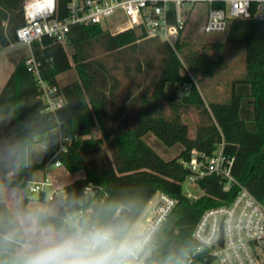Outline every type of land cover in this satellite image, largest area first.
Segmentation results:
<instances>
[{
  "label": "trees",
  "instance_id": "16d2710c",
  "mask_svg": "<svg viewBox=\"0 0 264 264\" xmlns=\"http://www.w3.org/2000/svg\"><path fill=\"white\" fill-rule=\"evenodd\" d=\"M24 1L0 0V48L16 43ZM66 2L57 0L61 16ZM225 44L242 48L244 73L231 82L227 100L205 105L192 80L181 75L184 68L175 49L156 39H144L134 30L112 34L101 26H75L64 44L47 38L32 43L29 58L37 74L26 66L27 59L15 64L0 91V135L24 134L23 124L31 116L44 152L40 163L30 159L21 172L8 178L10 188L22 191L26 203L33 174L58 161L68 174L82 173L63 186V197H81L84 188L91 186L88 202L122 200L143 210L161 192L175 200V206L153 238L152 259L160 261L182 252L185 263L211 264L209 250L197 251L193 231L203 212L221 205L226 195L210 176L197 183L200 194L196 199L185 196L181 184L188 170L182 162L191 151L210 155L223 143L224 153L234 159L233 178L264 205V19L230 21ZM175 46L180 49L179 41ZM66 47L72 49L70 57ZM96 47L105 52L128 48L143 54L154 49L159 54L156 62L146 59L143 67L142 60L134 63L129 58L126 61L131 64L127 62L124 72L130 83L153 69L158 73L138 93L120 97L121 81L94 58ZM72 68L77 80L59 86L57 76ZM41 84L55 88L52 96L61 98L53 111L41 98ZM183 84L187 90L179 95ZM191 107L201 116L193 138L182 119ZM94 129L98 136H92ZM148 134L166 148L180 146L177 156L163 159L144 141ZM64 138L68 141L62 142ZM46 198L40 193L35 200L48 204Z\"/></svg>",
  "mask_w": 264,
  "mask_h": 264
},
{
  "label": "built area",
  "instance_id": "2783aa9c",
  "mask_svg": "<svg viewBox=\"0 0 264 264\" xmlns=\"http://www.w3.org/2000/svg\"><path fill=\"white\" fill-rule=\"evenodd\" d=\"M194 18L199 19L204 33L223 34L232 20L264 19V0H67L63 16L57 0H25L23 25L16 30V43L30 47L47 38L64 44L72 27L116 26L117 32L134 30L144 39L172 45ZM25 64L37 74L31 58ZM181 75H185V69ZM41 88L48 110L58 108L61 98L52 96L56 89L49 90L44 84ZM223 145L218 144L210 155L192 150L189 159L182 162L188 170L185 180L191 186L213 176L226 195L221 205L206 209L198 221L193 231L197 251L209 250L217 264H264V205L233 178L234 159L224 153ZM62 149L61 144L59 151ZM53 166L59 168L60 163L56 161ZM27 189L31 195L45 193L48 204L59 203L65 195L48 175L39 182L30 181ZM91 194V186L84 188L82 196L86 200ZM184 194L197 198L190 191ZM174 206L175 200L156 192L143 209L145 222H155L159 228Z\"/></svg>",
  "mask_w": 264,
  "mask_h": 264
},
{
  "label": "clouds",
  "instance_id": "9594fccd",
  "mask_svg": "<svg viewBox=\"0 0 264 264\" xmlns=\"http://www.w3.org/2000/svg\"><path fill=\"white\" fill-rule=\"evenodd\" d=\"M34 123L29 116L24 134L0 135V264H185L182 252L152 259L158 225L146 223L132 202L81 196L25 206L8 178L29 164L38 146Z\"/></svg>",
  "mask_w": 264,
  "mask_h": 264
},
{
  "label": "rangeland",
  "instance_id": "374dc122",
  "mask_svg": "<svg viewBox=\"0 0 264 264\" xmlns=\"http://www.w3.org/2000/svg\"><path fill=\"white\" fill-rule=\"evenodd\" d=\"M116 26L110 27V29H105L110 33H117L115 30ZM181 47L180 49L175 46V41L170 44L175 49L176 55L179 57L182 67L185 69V74L192 80V82L197 87L199 94L201 95L205 105L209 102L225 101L229 97L230 84L233 80L240 78L244 73V53L242 48L233 47L225 44V33L223 34H206L201 29V22L198 18H194L190 25L187 27L185 32H183L177 39ZM141 44V43H140ZM31 47L27 45H20L14 43L7 48H0V83L4 79L6 71H11L14 65L22 59H28L31 56ZM66 52L70 57L72 54V49L66 47ZM94 58L100 61L106 68L113 71L117 78L121 81V89L119 91V96H124L127 92L136 94L139 92L138 88L141 86L148 85L153 77L158 73L157 69H153L148 73H143L138 75L137 79L130 83L124 72V66L127 64V59H134V63L137 60H142V65L144 60L148 59L156 62L159 58V54L156 51L151 50L149 54H143L138 51L133 52L130 49H123L115 52H105L102 49L96 47L94 49ZM128 64H131L129 61ZM215 64V65H214ZM214 65L213 68H211ZM134 72V71H133ZM77 80V73L74 68L70 71L58 75V85L63 86L70 82ZM182 90V91H181ZM178 94L181 95L183 91L187 90V85L185 87L181 86ZM183 122L187 125L188 134L191 138L194 137L196 128L200 124L201 116L194 109L189 108L182 115ZM99 131L94 129L92 131V136H98ZM144 141L163 159H171L179 153L180 146H174L172 148L164 147L153 135L148 134L144 137ZM39 145V144H38ZM39 146L36 147L33 152L35 155V161H39L38 158ZM32 156V158H33ZM48 170L52 172L56 170L53 163L47 165ZM72 176L68 179H72ZM62 182V179H61ZM183 192H193L196 195L200 194V191L189 184L185 180L181 184ZM23 195L22 191H19ZM35 194L30 196V202L32 205H44L33 201L35 199ZM57 204V202H56ZM54 205V203L52 204ZM192 264H202L195 261ZM211 264H217L212 262Z\"/></svg>",
  "mask_w": 264,
  "mask_h": 264
},
{
  "label": "crops",
  "instance_id": "0c3cea01",
  "mask_svg": "<svg viewBox=\"0 0 264 264\" xmlns=\"http://www.w3.org/2000/svg\"><path fill=\"white\" fill-rule=\"evenodd\" d=\"M13 69H14V67H13ZM13 69L11 71H9V70L6 71V73L4 75L3 81L0 83V91H1L2 87L4 86L5 82L7 81L9 75L13 71ZM57 80H58V76H57ZM38 144H39L38 145L39 146V150H38V158H39V161H35V159H34L35 155L34 156L32 155L33 158L31 156V159H32L33 163H36V164H38V163L41 162L42 156H43V152H44V146L42 144H40V143H38ZM54 168H56V167H54ZM44 175L50 176L54 180V182L56 183V185L58 187L63 188V186H65L67 183H69V182L77 179L78 177H81L82 176V173L81 172H78V173H75V174H68L66 171H64L63 168H56V170H53L52 172H50L48 170V167L45 166L43 169L38 170V171H36L33 174L31 181H33V182H39V181H41L43 179ZM70 175L77 176V177H74V178L72 177V179H68L70 177ZM61 179H62V182H61ZM15 193L20 198V200L23 202V204L25 206H31L32 205L31 204L32 202H30L31 200H29V201H27L25 203L24 197H23V195L20 194L19 190H16L15 189ZM35 198H36V196H35ZM33 201H35V199Z\"/></svg>",
  "mask_w": 264,
  "mask_h": 264
},
{
  "label": "water",
  "instance_id": "95a60500",
  "mask_svg": "<svg viewBox=\"0 0 264 264\" xmlns=\"http://www.w3.org/2000/svg\"><path fill=\"white\" fill-rule=\"evenodd\" d=\"M219 243H220V245H222V236H221V238H220V241H219Z\"/></svg>",
  "mask_w": 264,
  "mask_h": 264
}]
</instances>
